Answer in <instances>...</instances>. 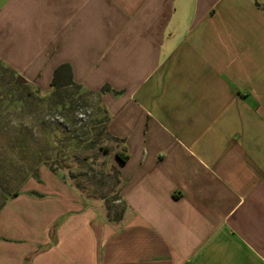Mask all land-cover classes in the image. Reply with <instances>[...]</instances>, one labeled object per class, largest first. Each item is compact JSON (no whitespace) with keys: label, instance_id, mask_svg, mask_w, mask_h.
Returning a JSON list of instances; mask_svg holds the SVG:
<instances>
[{"label":"crops","instance_id":"1","mask_svg":"<svg viewBox=\"0 0 264 264\" xmlns=\"http://www.w3.org/2000/svg\"><path fill=\"white\" fill-rule=\"evenodd\" d=\"M0 68L98 97L125 208L40 163L0 264H264V0H0Z\"/></svg>","mask_w":264,"mask_h":264},{"label":"rangeland","instance_id":"2","mask_svg":"<svg viewBox=\"0 0 264 264\" xmlns=\"http://www.w3.org/2000/svg\"><path fill=\"white\" fill-rule=\"evenodd\" d=\"M19 79L24 80L0 68V204L2 194L18 183L2 175L3 169L26 165L32 171L47 159L86 202L97 206L105 222L119 224L114 221L124 211L112 171L119 145L106 134L98 97L68 87L64 91L71 104L61 109L52 104L51 91L39 92Z\"/></svg>","mask_w":264,"mask_h":264},{"label":"trees","instance_id":"3","mask_svg":"<svg viewBox=\"0 0 264 264\" xmlns=\"http://www.w3.org/2000/svg\"><path fill=\"white\" fill-rule=\"evenodd\" d=\"M11 78L13 79L14 76L11 74L10 75ZM20 86H22L20 84ZM51 93H50V96L49 98L51 99V102L53 105L55 106H58L60 107L61 109H66V107L68 108L70 106V98L66 95L65 93V89L68 88V87H75L77 89H81L80 86L72 83V82H68V83H62L60 82L59 80V74H55L53 80H52V84H51ZM90 93V92H88ZM92 94V93H90ZM93 95V94H92ZM105 124H106V120H107V117H105ZM105 131H106V134L110 137V135L108 134L107 132V129H106V125H105ZM111 138V137H110ZM113 139V138H112ZM115 140V139H113ZM116 141V140H115ZM35 156H40L38 155H35ZM114 158L116 161L118 162H123L124 161V158L122 157V155L119 153V152H115L114 154ZM40 163H43V164H46L50 169L51 171H53L54 173H58L56 171V169H54V167L52 166L51 163H49V161L46 159V160H39L38 161V164L39 165ZM21 164V163H20ZM20 167H18L17 170H12V169H3L1 172H2V175H3V172L6 176H8L7 178L9 179H13V178H16L18 179V183H17V186H16V189L14 191H11V192H8V193H3L2 196L4 197V199L6 200L7 198H10V197H14L17 195V188L20 186V184L28 177V176H34L35 178H38V175H37V169L35 168L34 170H29L28 167H26V165H19ZM37 167V166H36ZM112 171L113 173L115 174V176L118 178L119 180V188H118V195H119V191H120V184H121V180H120V174H119V170L117 168V166L114 164L112 165ZM63 180H65V178L63 176H61ZM123 206V204H122ZM123 211H125V208L123 206ZM123 213L122 212L120 214V216L114 221V222H119L121 219H122V216H123Z\"/></svg>","mask_w":264,"mask_h":264},{"label":"water","instance_id":"4","mask_svg":"<svg viewBox=\"0 0 264 264\" xmlns=\"http://www.w3.org/2000/svg\"><path fill=\"white\" fill-rule=\"evenodd\" d=\"M20 82L22 83V82H24V81H23V80H21V79H19V83H20Z\"/></svg>","mask_w":264,"mask_h":264}]
</instances>
